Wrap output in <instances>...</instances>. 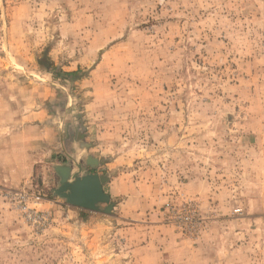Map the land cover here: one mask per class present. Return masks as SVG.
I'll return each mask as SVG.
<instances>
[{
  "label": "rangeland",
  "instance_id": "374dc122",
  "mask_svg": "<svg viewBox=\"0 0 264 264\" xmlns=\"http://www.w3.org/2000/svg\"><path fill=\"white\" fill-rule=\"evenodd\" d=\"M0 264H264V0H0Z\"/></svg>",
  "mask_w": 264,
  "mask_h": 264
},
{
  "label": "water",
  "instance_id": "95a60500",
  "mask_svg": "<svg viewBox=\"0 0 264 264\" xmlns=\"http://www.w3.org/2000/svg\"><path fill=\"white\" fill-rule=\"evenodd\" d=\"M88 160V164H92ZM95 163H97L95 161ZM80 168V167H79ZM81 169V168H80ZM56 171L61 176V187L55 193L64 198L68 204L77 208L98 211L99 205L106 204L105 212H110L113 208L111 197L105 193L103 184L107 181L104 176L86 175L71 180V171L69 167H58Z\"/></svg>",
  "mask_w": 264,
  "mask_h": 264
},
{
  "label": "bare ground",
  "instance_id": "6f19581e",
  "mask_svg": "<svg viewBox=\"0 0 264 264\" xmlns=\"http://www.w3.org/2000/svg\"><path fill=\"white\" fill-rule=\"evenodd\" d=\"M73 171H71V180H73L74 181V179L76 178V175L77 174H75V175H73V173H72Z\"/></svg>",
  "mask_w": 264,
  "mask_h": 264
}]
</instances>
